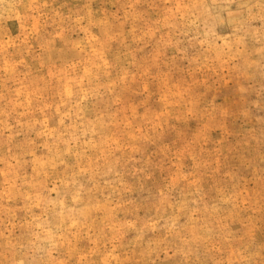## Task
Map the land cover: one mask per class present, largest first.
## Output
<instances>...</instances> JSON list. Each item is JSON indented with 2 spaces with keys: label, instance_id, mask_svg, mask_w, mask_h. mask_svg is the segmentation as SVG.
Segmentation results:
<instances>
[{
  "label": "rangeland",
  "instance_id": "obj_1",
  "mask_svg": "<svg viewBox=\"0 0 264 264\" xmlns=\"http://www.w3.org/2000/svg\"><path fill=\"white\" fill-rule=\"evenodd\" d=\"M0 264H264V0H0Z\"/></svg>",
  "mask_w": 264,
  "mask_h": 264
}]
</instances>
